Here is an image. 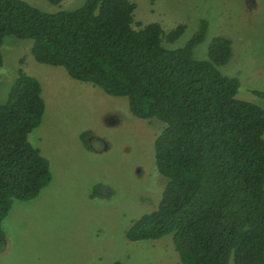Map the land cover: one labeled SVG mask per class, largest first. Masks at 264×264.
Segmentation results:
<instances>
[{"label":"trees","instance_id":"16d2710c","mask_svg":"<svg viewBox=\"0 0 264 264\" xmlns=\"http://www.w3.org/2000/svg\"><path fill=\"white\" fill-rule=\"evenodd\" d=\"M133 8L128 0H84L46 12L0 0V45L5 35L30 38L36 62L59 65L71 78L126 97L132 115L164 123L153 158L166 183L156 208L125 229L127 240L170 235L181 264H264V109L236 98L238 79L218 70L230 56L229 40L212 37L207 59H195L192 48L203 40L206 20L170 49L162 36L175 40L184 24L166 33L157 22L134 29ZM43 107L39 82L18 68L0 102V222L13 200L33 198L50 179L47 159L27 139ZM89 135L79 133L88 150ZM111 194L95 183L89 197ZM4 244L0 227V250Z\"/></svg>","mask_w":264,"mask_h":264},{"label":"rangeland","instance_id":"374dc122","mask_svg":"<svg viewBox=\"0 0 264 264\" xmlns=\"http://www.w3.org/2000/svg\"><path fill=\"white\" fill-rule=\"evenodd\" d=\"M23 1L54 12L74 9L84 0ZM128 1L134 3V29L157 22L166 33L184 24L175 40L162 36V45L170 49L182 46L200 19L206 20L204 38L192 56L207 59L210 39L227 38L230 56L218 70L238 79L236 98L264 109V98L253 93L264 92V0ZM31 43L30 38H2L0 102L18 68L39 82L44 107L27 139L47 159L50 179L33 198L13 200L1 220L0 264H181L170 235L136 242L124 236L132 220L156 208L166 183L153 158V141L164 123L132 115L126 97L71 78L59 65L36 62ZM83 130L91 132L92 149L79 139ZM95 183L109 187L110 197H89Z\"/></svg>","mask_w":264,"mask_h":264}]
</instances>
